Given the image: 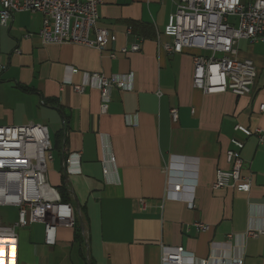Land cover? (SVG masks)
<instances>
[{
	"label": "crops",
	"instance_id": "obj_1",
	"mask_svg": "<svg viewBox=\"0 0 264 264\" xmlns=\"http://www.w3.org/2000/svg\"><path fill=\"white\" fill-rule=\"evenodd\" d=\"M176 8L170 0H104L98 25L117 41L103 52L44 45L40 13L15 14L0 27V127L48 128L54 156L48 183L74 207L78 225L59 228L55 246L45 243L44 224L17 229L19 264H162L163 247L208 264L223 256L264 264V235L243 237L251 227L264 229V141L235 131L243 125L264 132V43L238 44V57L257 68L251 95H206L193 87V57L210 52L164 47L172 42L164 30ZM137 38L141 50L123 54ZM87 73L128 76L132 90L113 89L102 114L98 89L79 94L73 87ZM234 138L245 143L249 193L213 188L216 172L230 168ZM71 158L77 173H68ZM18 215L0 206L1 224L14 225Z\"/></svg>",
	"mask_w": 264,
	"mask_h": 264
},
{
	"label": "built area",
	"instance_id": "obj_2",
	"mask_svg": "<svg viewBox=\"0 0 264 264\" xmlns=\"http://www.w3.org/2000/svg\"><path fill=\"white\" fill-rule=\"evenodd\" d=\"M176 3L165 27V36L172 39L164 45L170 53H183L186 49L209 51L210 56L201 54L193 57V87L206 95L230 92L244 97L253 93L257 80V68L250 59L238 57V44L242 40L264 43V0L245 3V0H170ZM104 0H0V27H8L15 14L34 12L43 15L39 37L44 45L76 44L106 51L117 36L98 25L99 7ZM234 19V20H233ZM132 33V31H129ZM30 36V35H28ZM141 50V39L122 53L128 55ZM111 58H116L111 53ZM71 74L77 69L69 68ZM128 76L106 77L87 73L82 84L73 85L75 91L84 94L87 89H98L101 93V113L109 110L111 91H130ZM71 82V81H68ZM264 111V105L260 107ZM173 122H178L177 109L171 110ZM136 126V123H129ZM235 131L246 138L259 135L264 141L262 130L251 131L237 125ZM234 149L226 153L229 169L216 172L214 189L233 188L249 193L252 177L242 172L241 152L243 141L232 139ZM48 128L43 125L0 127V206L18 209V220L14 225L0 223V264H19V239L17 229L34 223L45 226V243L57 244L61 227L74 228L77 217L74 207L61 200L57 189L48 183V166L54 159ZM76 162H79L77 155ZM73 158V157H72ZM67 160L69 174L79 170L70 168L73 159ZM111 162H114L112 158ZM69 165V166H68ZM105 174L108 169L104 168ZM171 182H169L170 184ZM179 186L178 189H180ZM143 207L145 203L142 201ZM193 206V205H192ZM199 230L209 226L197 223ZM264 235V229L249 228L244 238ZM232 238V237H231ZM199 261L182 248L163 247L162 264H208ZM242 257L223 256L218 264H243Z\"/></svg>",
	"mask_w": 264,
	"mask_h": 264
},
{
	"label": "trees",
	"instance_id": "obj_3",
	"mask_svg": "<svg viewBox=\"0 0 264 264\" xmlns=\"http://www.w3.org/2000/svg\"><path fill=\"white\" fill-rule=\"evenodd\" d=\"M62 201H63L64 203H69V202H67V200L64 199V198H62ZM77 227H78V225L76 224V226H75L74 228H77Z\"/></svg>",
	"mask_w": 264,
	"mask_h": 264
},
{
	"label": "rangeland",
	"instance_id": "obj_4",
	"mask_svg": "<svg viewBox=\"0 0 264 264\" xmlns=\"http://www.w3.org/2000/svg\"><path fill=\"white\" fill-rule=\"evenodd\" d=\"M234 20V19H233Z\"/></svg>",
	"mask_w": 264,
	"mask_h": 264
}]
</instances>
